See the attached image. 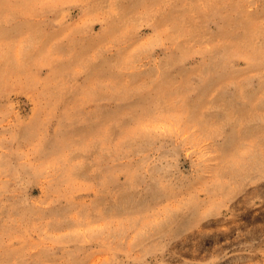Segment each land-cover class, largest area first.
<instances>
[{"label": "rangeland", "instance_id": "obj_1", "mask_svg": "<svg viewBox=\"0 0 264 264\" xmlns=\"http://www.w3.org/2000/svg\"><path fill=\"white\" fill-rule=\"evenodd\" d=\"M0 264H264V0H0Z\"/></svg>", "mask_w": 264, "mask_h": 264}]
</instances>
